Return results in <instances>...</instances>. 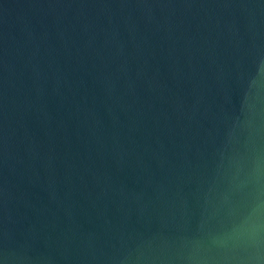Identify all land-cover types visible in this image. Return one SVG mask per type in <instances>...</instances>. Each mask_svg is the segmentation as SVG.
<instances>
[{"label": "water", "instance_id": "water-1", "mask_svg": "<svg viewBox=\"0 0 264 264\" xmlns=\"http://www.w3.org/2000/svg\"><path fill=\"white\" fill-rule=\"evenodd\" d=\"M0 264H264V0H0Z\"/></svg>", "mask_w": 264, "mask_h": 264}]
</instances>
